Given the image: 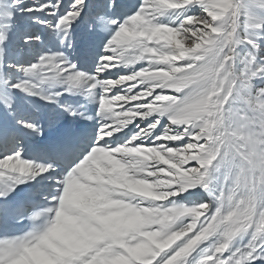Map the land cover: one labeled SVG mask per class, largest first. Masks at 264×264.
I'll list each match as a JSON object with an SVG mask.
<instances>
[{"label": "snow or ice", "instance_id": "obj_1", "mask_svg": "<svg viewBox=\"0 0 264 264\" xmlns=\"http://www.w3.org/2000/svg\"><path fill=\"white\" fill-rule=\"evenodd\" d=\"M0 264H264V0H0Z\"/></svg>", "mask_w": 264, "mask_h": 264}]
</instances>
